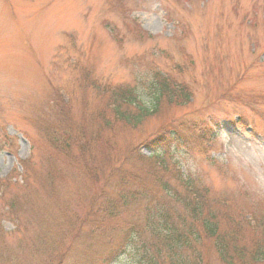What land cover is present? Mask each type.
I'll return each mask as SVG.
<instances>
[{"label":"rangeland","instance_id":"374dc122","mask_svg":"<svg viewBox=\"0 0 264 264\" xmlns=\"http://www.w3.org/2000/svg\"><path fill=\"white\" fill-rule=\"evenodd\" d=\"M156 69L183 83L188 102L134 130L118 125L115 149L171 129L176 140L155 152L217 195L264 202V0H0V181L10 177L0 186V245L28 248L61 203L80 212L112 192L115 179L92 183L46 144L38 124L57 123V99L86 124L106 107L104 85L144 94ZM146 174L140 183L152 189Z\"/></svg>","mask_w":264,"mask_h":264},{"label":"trees","instance_id":"16d2710c","mask_svg":"<svg viewBox=\"0 0 264 264\" xmlns=\"http://www.w3.org/2000/svg\"><path fill=\"white\" fill-rule=\"evenodd\" d=\"M102 93L106 107L86 124L74 123L57 99V123H39L38 129L48 147L73 169L86 172L92 183L104 188L115 179L112 192L92 195L80 212L61 203L39 225L30 247L22 244L17 252L0 245V264H114L124 256L127 264H264V202L243 205L217 195L170 162L168 153L155 152L176 140L173 130L162 128L140 144L115 149L118 125L134 130L165 107L188 102L183 83L156 69L144 94L132 86L107 84ZM140 145L148 155L139 152ZM97 153L103 166L96 163ZM27 163L21 161L24 168ZM145 174L155 183L152 189L140 183ZM9 183L6 177L0 186ZM14 199L6 206L8 213ZM128 209L134 210L130 219L123 214Z\"/></svg>","mask_w":264,"mask_h":264}]
</instances>
